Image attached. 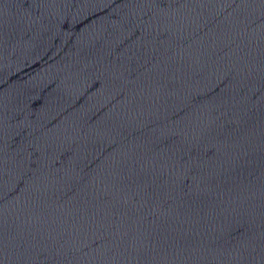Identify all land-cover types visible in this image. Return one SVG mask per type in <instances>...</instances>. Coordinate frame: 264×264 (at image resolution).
<instances>
[{"label": "water", "instance_id": "obj_1", "mask_svg": "<svg viewBox=\"0 0 264 264\" xmlns=\"http://www.w3.org/2000/svg\"><path fill=\"white\" fill-rule=\"evenodd\" d=\"M0 264H264V0H0Z\"/></svg>", "mask_w": 264, "mask_h": 264}]
</instances>
